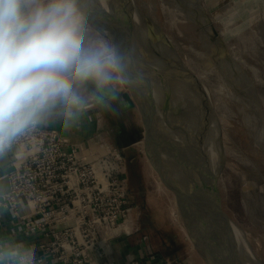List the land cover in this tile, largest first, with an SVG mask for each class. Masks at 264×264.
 Here are the masks:
<instances>
[{"label": "rangeland", "instance_id": "1", "mask_svg": "<svg viewBox=\"0 0 264 264\" xmlns=\"http://www.w3.org/2000/svg\"><path fill=\"white\" fill-rule=\"evenodd\" d=\"M120 4L125 6L121 14L104 1V12H96L116 34L122 28L128 34L129 25L133 26L141 72L148 78L154 76L169 92L171 107H166L165 116L160 113L167 99L162 88L156 86L154 96L146 91L153 137L156 139L157 133V139L165 142L169 138L163 141L161 136L173 135V141L164 143L172 156L176 151L170 144H180L179 135L187 140L198 136L205 159L212 144L211 170H218L221 210L240 230L247 246L246 251L241 250L243 256L251 264H264V0H124ZM122 13L129 22L116 29ZM81 18L86 45L97 41L113 46L82 14ZM129 62L127 59L131 66ZM130 74L134 76L132 70ZM115 75L111 86L115 97L97 90L92 83L83 86L80 93L87 101L82 111L92 115L90 120L97 126L96 136L113 147H124L127 177L132 164L134 180H129L128 186L134 206L131 244L160 254L168 264H208L201 253L202 248L207 249L204 235H195L192 226V236L187 232L182 220L187 217L178 206V198L152 166L141 144L142 112L124 78ZM197 144L196 153L201 155ZM157 145V153L163 158L165 153ZM192 149L191 156L195 154ZM172 156L163 159L161 169L168 167L170 160L176 163ZM170 169L178 171L176 167ZM185 178L177 182L185 186ZM210 188L209 197L213 195ZM181 191L189 200L196 195L186 187Z\"/></svg>", "mask_w": 264, "mask_h": 264}, {"label": "built area", "instance_id": "2", "mask_svg": "<svg viewBox=\"0 0 264 264\" xmlns=\"http://www.w3.org/2000/svg\"><path fill=\"white\" fill-rule=\"evenodd\" d=\"M12 171L0 207L14 214L22 207L24 230L43 238L39 261L58 264H168L149 250L115 260L112 244L131 236L134 206L123 150L102 141L76 142L50 127L35 126L8 151ZM127 228V229H126Z\"/></svg>", "mask_w": 264, "mask_h": 264}, {"label": "clouds", "instance_id": "3", "mask_svg": "<svg viewBox=\"0 0 264 264\" xmlns=\"http://www.w3.org/2000/svg\"><path fill=\"white\" fill-rule=\"evenodd\" d=\"M83 32L77 0H0V153L57 106L67 120L84 110L86 84L113 97L116 73L130 84L119 49ZM0 264L42 262L31 244L0 240Z\"/></svg>", "mask_w": 264, "mask_h": 264}, {"label": "bare ground", "instance_id": "4", "mask_svg": "<svg viewBox=\"0 0 264 264\" xmlns=\"http://www.w3.org/2000/svg\"><path fill=\"white\" fill-rule=\"evenodd\" d=\"M103 1L104 2H107L108 4H110V5H112V7L114 8V9H116L117 11L116 12H118L119 14H121V12H123V11H121L122 9H125V6L123 7V5L122 4H120V3H122L124 0H118V2H117V0H85V3H86V7H87V10H88V13L91 15V17H92V19L96 22V23H98L99 24V26L100 27H102L104 30H106V31H108L109 33H111L113 36H115L116 38H120V39H123V38H125V35L127 34L126 33V31L125 30H123V28H122V24L123 23H128L129 22V20L128 19H126L125 20V18H123V13H122V17L119 19V22H118V24L116 25V29H117V26L118 25H120V27L119 28H122V31H121V33L119 32V34H118V32H117V34L114 32V29L110 26V25H106L105 24V22L103 21V19L100 17V15L98 14V11L96 12V10H101L102 12H104L103 10H105V7H104V5H103ZM126 4H128L127 3V1H126ZM101 7H103L104 9H102ZM108 11V10H107ZM118 15H116V17H117ZM107 19V18H106ZM109 24H111V22L109 23ZM112 25V24H111ZM124 27V26H123ZM112 29V30H111ZM126 29V28H125ZM121 30V29H120ZM127 30V29H126ZM123 32L124 33H126V34H124L123 35ZM121 54H122V52H120ZM123 55V54H122ZM138 55V54H137ZM137 57V56H136ZM140 58H141V55H140ZM124 59H125V65L127 66L126 67V73H127V77H128V79H129V81H130V84H128V86H129V88H130V90H131V92H132V94H133V96H134V98H135V100H136V103L138 104V106H139V109L141 110V112H142V115H143V121H144V123H145V125H146V127L148 128V130H149V132H151V135L153 136L154 135V133H153V131H155L154 130V128H152L150 125H151V122L149 121L148 122V119H149V117L147 118V116H148V111H147V107H149V104H148V100H149V97L148 96H146V90L143 88V86L141 85V82H140V80H139V78L137 77V75L135 74V72H133V70H132V74L134 75L133 77H134V79H133V77H131L130 75V72H131V66L130 65H128L127 63H126V61H127V57L126 56H124ZM143 62V61H142ZM130 63V62H129ZM144 63V62H143ZM145 64V63H144ZM144 69H145V67H143ZM211 78H213V77H211ZM178 84V83H177ZM179 85V84H178ZM176 86V85H175ZM180 86V85H179ZM182 86V85H181ZM178 91H179V89H178ZM180 92H182L181 90H180ZM241 94V93H240ZM181 95H182V93H181ZM152 96H154V95H152ZM156 98V97H155ZM253 100V99H252ZM155 101V100H154ZM157 101V103H158V100H156ZM154 103V102H153ZM161 103L159 102V105H160ZM155 105V104H154ZM162 105V104H161ZM161 105H160V107H161ZM163 107H164V105H162ZM175 107V106H174ZM251 108V107H250ZM150 110V109H149ZM162 111V113H165V116H166V113L168 114V110L166 109V107L165 108H163V110H160V112ZM159 112V111H158ZM161 113V114H162ZM163 116V115H162ZM164 117V116H163ZM168 117V116H167ZM178 118V117H177ZM165 120H167V122H169V120H168V118H166ZM178 121V120H177ZM166 122V123H167ZM150 125H149V124ZM183 123V122H182ZM148 124V125H147ZM168 124V123H167ZM184 125V124H183ZM168 126V125H167ZM177 126V125H176ZM171 129V128H170ZM178 129V128H177ZM171 131V130H170ZM178 131V130H177ZM173 134H174V132H173V129H172V131H171ZM175 132H176V130H175ZM153 133V134H152ZM175 135V134H174ZM151 136V137H152ZM155 136H156V139H157V137H158V135H157V133H155ZM173 136V135H172ZM176 136V135H175ZM177 137H179V143L180 144H182L181 143V141H183V143L184 142H186L185 141V139H184V137L185 136H177ZM200 138V137H199ZM219 138V137H218ZM217 138V139H218ZM156 139H155V137H153L152 138V140H153V142H154V144L156 145L155 147H156V152H155V156H154V159L160 164L161 162L163 163L164 162V160L163 159H165L166 161H167V158H166V156H164L163 158H162V156H161V154L160 153H157V149H158V145L157 144H159V142L157 143V141L158 140H160V139H157V141H156ZM218 141V140H217ZM200 142V141H199ZM210 142V141H209ZM201 143V142H200ZM144 144H145V142H144ZM164 143H162L161 142V140H160V145H161V147H162V149H161V147L159 146V148H160V152L162 151L163 152V150H166V151H168L169 152V157L168 158H170L172 155H170V150H169V147L167 148H165L164 149V145H163ZM183 145V144H182ZM181 145V147L182 148H184V147H186V146H182ZM199 145H202V144H199ZM210 145V144H209ZM204 146V145H203ZM146 147V145L144 146V148ZM205 147H207V146H205ZM212 147V146H211ZM214 147V146H213ZM193 148V147H192ZM191 148V149H192ZM179 150H180V148H178ZM204 149L205 148H203V151H204ZM207 149V148H206ZM209 149V148H208ZM212 149V148H211ZM186 150V149H185ZM193 150V149H192ZM146 151V150H145ZM177 151V150H176ZM181 151V150H180ZM203 151H201V155H199L198 153H196L197 152V150H194V155H192V156H194L193 158H192V156H190L191 158H189L188 156V159H191V160H193V161H196V158L198 157V158H200V160H198V161H200V162H202L203 163V171H204V173L202 174V173H200V172H198V171H196L195 169H193V167L191 166V165H193V164H195L194 162H192V161H190V162H188V160L186 161V162H188V164H190L191 163V171L189 170L188 172L189 173H191V175H192V180L191 179H189V178H187V174H185L181 169H179L180 167H179V165H177L176 164V166H178L177 167V170H178V173L177 172H175V171H173V170H168V171H166L165 169H163L164 170V172H165V174L167 173V172H169V175L168 176H166V178H167V180L170 182V184L173 186L172 187V189L173 190H177V191H181V190H183L184 188H185V186H182L181 185V183H178L177 181H180L181 179H182V181L184 180V178H185V183H187L188 185L186 186V189H190V191H193L195 194V196L193 197V199H188L185 195H184V193L183 192H185V191H181L182 192V195L186 198V200L188 199V201L190 202L189 204L187 203V204H185V203H183L182 202V200L181 201H178V206H180L179 208H180V210L182 211V212H184L185 214H186V217H187V221L189 222V224H190V226H192L193 228H194V232H195V235L197 234H201L202 233V235H204V240L206 241V244H205V246L206 247H208L209 245H210V243H212V238L213 237H215V233H212L213 231H212V229H214V226H216L217 227V222H216V220H215V218H213L212 220L211 219H209L207 216L206 217H204V215H203V209H204V207H205V205L206 204H208L209 202H210V200H212V198H213V195H214V189H213V195L211 196V197H209L208 195H207V193H209L210 195L212 194V190H211V188H210V190H209V187L211 186V187H213L212 186V184H211V180H212V177H211V172L209 171L210 169H211V157L209 156L208 157V159H207V165H206V162H205V158H203V155H202V153H204ZM161 152V153H162ZM185 152H187V151H185ZM184 152V153H185ZM190 152V151H189ZM177 153H178V151H177ZM176 153V154H177ZM184 153H178L177 155H179V156H181V159L183 158H185V154ZM190 154H192V153H190ZM177 155H174V157H175V159L177 158L178 159V161L180 160V158H179V156H177ZM187 155V154H186ZM205 157H206V154H205ZM183 161V160H182ZM181 161V162H182ZM171 162H173V161H171ZM161 163V164H162ZM174 163V162H173ZM166 164H167V162H166ZM169 164H170V162H169ZM181 164V168H183L184 169V163L182 162V163H180ZM168 165V164H167ZM171 165V164H170ZM171 166H173V165H171ZM170 166V167H171ZM189 166V167H190ZM207 166V167H206ZM164 167H165V165H164ZM206 167V168H205ZM193 169V170H192ZM181 172H180V171ZM206 170H207V173H208V175L206 174ZM175 173V175H177L176 176V178H174L172 175H171V173ZM181 173H182V175H181ZM168 174V173H167ZM170 175H171V178H170ZM185 176V177H184ZM206 176V177H205ZM196 181H198V184H197V182ZM209 183V184H208ZM208 185H209V187H208ZM193 189V190H192ZM196 191V192H195ZM197 191H199V193L197 194ZM187 193V192H186ZM188 195V194H187ZM198 195H200L201 197H200V199H199V196ZM193 196V195H192ZM190 198H192V197H190ZM211 198V199H210ZM193 203H195V204H193ZM184 208H186L185 210H184ZM188 210V211H187ZM189 214V215H188ZM195 216L196 218H197V222H198V227L200 228V231L198 230V229H196V225H197V223L195 222V220H193V219H191L189 216ZM184 216V215H183ZM204 218H205V220H204ZM208 222V224H210V226H209V232H210V238L209 239H207L206 237H205V231H204V228H203V226H204V222ZM230 226V228H231V232H232V234H233V236L236 238V240H237V244H238V246H239V251H240V253H241V250H247V246L245 247V244H244V242L245 241H243V238H242V236H241V233H240V230L231 222V221H226V225L224 226H222V228H223V233H224V239H226L227 240V243H229V237H228V233L229 232H227V230H226V228L227 227H229ZM226 227V228H225ZM127 229V228H126ZM194 235V234H193ZM197 238V237H196ZM198 239V238H197ZM209 244V245H208ZM202 247H204V246H202ZM206 251L207 252H209L208 251V248L207 249H204V248H202L201 249V253H202V256L205 258V260H206V262L208 263V264H212V260H210V254H208V253H206ZM242 254V253H241ZM245 254H247V253H245Z\"/></svg>", "mask_w": 264, "mask_h": 264}, {"label": "water", "instance_id": "5", "mask_svg": "<svg viewBox=\"0 0 264 264\" xmlns=\"http://www.w3.org/2000/svg\"><path fill=\"white\" fill-rule=\"evenodd\" d=\"M78 8L80 10V13L84 16L87 23L91 26L92 29H94L99 35H101L103 38L108 40L115 48H118L120 52H122L123 56H126L128 60L131 62V70L135 72L137 77L139 78L141 85L143 88L151 93L152 95L155 93V87L160 86L162 90L165 92L164 96L167 98L165 100V107L169 108L170 106V97L168 89L157 81V79L154 76H150L148 78L143 72L140 70V66H138L136 61L137 56V45H136V39H135V33L133 30V26L129 25V32L125 36V38L120 39L113 36L108 31L104 30L102 27L99 26L98 23H96L91 15L88 13L85 0H77ZM147 70L152 71V69L148 68ZM155 71V70H154ZM153 72V71H152ZM143 116V115H142ZM143 127H144V137L143 141L145 142V150L146 155L151 162L152 166L157 170L161 178L163 179V182L170 188L171 191H173L178 198V201H181L185 204H189V201L186 200V198L182 195L181 191L173 190L172 185L167 180L165 176V172L163 169H161V166L159 163L154 159L156 147L155 144L151 138V132H149L148 128L146 127L144 121H143ZM191 158V157H190ZM188 159V158H186ZM193 161V160H191ZM196 165H191L193 168H195L196 171L200 173H204L203 171V163H199L200 161H196ZM211 172V184L212 188L214 189V195L212 200L208 204L205 205L203 211L204 217H208L209 219L215 218L217 222V227L214 226V229H212V233H215V237L212 238V243L207 247L210 253V260H212V264H251L249 262V259L247 257H244L243 254L239 251V246L237 244L236 238L233 236L231 232V228L225 227L227 232H229V243H227V240L224 239V233L222 226L226 225V221L228 222V218L225 216V214L221 210V200L219 196V191L217 189V176H218V170H209ZM180 207V206H179ZM181 213V212H180ZM183 216V215H182ZM184 226L187 230V232L192 236L193 228L190 226L189 222L186 220V218L182 217ZM205 220V218H204ZM209 226L208 222H204V231H205V237L207 239L210 238V232H209ZM192 231H191V229ZM203 243L206 244L205 240L203 239ZM199 249V248H198Z\"/></svg>", "mask_w": 264, "mask_h": 264}, {"label": "crops", "instance_id": "6", "mask_svg": "<svg viewBox=\"0 0 264 264\" xmlns=\"http://www.w3.org/2000/svg\"><path fill=\"white\" fill-rule=\"evenodd\" d=\"M60 111H62L61 106H57V108L53 110V114L49 116L45 122L38 125L55 129L61 135L69 137L76 142L88 140L102 141L100 136H96L97 126L93 125L90 120L92 115H88L86 110L84 112L76 111L70 120H67L63 116L59 115L58 113ZM87 126L90 128L88 129ZM109 133H111L110 130ZM115 147L120 149L122 148L119 146ZM13 152L14 151L12 150L8 151L0 158V196L8 189L7 176L13 169ZM30 214V210L25 207L19 209L16 214L9 209L0 207V240L7 242H26L32 246H37L41 241H43L41 236L30 235L24 230L23 223L20 218ZM129 237L130 236L121 237L113 242L112 251L115 260L121 261L128 258H134L139 256L142 252L148 251L142 245H132ZM35 250L36 254L39 255L40 252L37 247H35ZM42 264L58 263L52 262L50 258L45 257Z\"/></svg>", "mask_w": 264, "mask_h": 264}, {"label": "flooded vegetation", "instance_id": "7", "mask_svg": "<svg viewBox=\"0 0 264 264\" xmlns=\"http://www.w3.org/2000/svg\"><path fill=\"white\" fill-rule=\"evenodd\" d=\"M160 113H162V112H160ZM149 114V113H148ZM151 118L153 117V116H151V114L149 115ZM149 121V120H148ZM150 122H151V120H150ZM149 124V123H148ZM147 124V125H148ZM111 133H113V131H111ZM167 133H164V135H166ZM169 134V133H168ZM162 137V139H163V141H165V139H167V137L169 138L168 140H172L171 138H172V136H161ZM151 138H153V136L151 137ZM167 140V141H168ZM185 140L187 141V142H184L183 143V141H181V143L183 144H178V145H176V143H171L170 145L171 146H173V149H175V151L177 150L178 151V153H184L185 151H187V152H185L184 154H185V158L183 159H181V156H179V155H177L178 153H177V151H176V155L177 156H179V158H180V160L178 161V159L176 158V163L175 164H177V165H179V167L178 166H174V164H173V162H171V160H170V163H172L171 165H173V166H171L170 164H169V162L167 163L168 165V167H165L164 169L166 170V171H168L169 170V167L171 166L172 167V169H173V167H176V169H177V167L179 168V169H181L185 174H187V178H189V179H191L192 180V175H191V173H189L188 171L190 170L191 171V163L190 164H188V162H186L187 160H186V158H190V156H191V154H190V150L189 149H191L192 147H193V150H194V146H196V144L198 145V147H199V149L200 150H202L203 151V149H202V147H200L199 146V139H198V136H196L195 138H193V139H191V138H188V140L185 138ZM167 141H165V142H162V143H165L166 144V142ZM173 141V140H172ZM190 141V142H189ZM158 142H159V146H160V141L158 140ZM212 143V142H211ZM141 144L143 145V146H145L144 145V143H143V141L141 142ZM164 145V144H163ZM181 145L184 147V146H186V147H184V148H182L181 147ZM212 145V144H211ZM211 145H210V148L207 150V152H208V154H207V156H206V161H207V159H208V157L210 156L211 157V155H212V150H211ZM165 146V145H164ZM166 147V146H165ZM178 148H180V150L178 149ZM122 150L124 149V147H122L121 148ZM165 149V148H164ZM169 149H170V147H169ZM186 149V150H185ZM195 150H196V148H195ZM198 152V151H197ZM163 153H165V155L164 156H166V158L167 157H169L168 156V154H169V152L168 151H166V150H163ZM171 154V153H170ZM187 154V155H186ZM189 155V156H188ZM188 156V157H187ZM172 157H174V155L172 156ZM168 159V158H167ZM174 159H175V157H174ZM183 160V161H182ZM198 160H200V158H196V161H198ZM184 163V169L183 168H181V164L180 163H182V162ZM196 161H192V162H194L195 164H193V165H196L197 164V162ZM190 166V167H189ZM170 167V168H171ZM167 168V169H166ZM193 169H195V168H193ZM192 169V170H193ZM177 173H178V171H176ZM181 172V171H180ZM171 175L175 178L177 175H175V173L173 172V173H171ZM181 175H182V173H181ZM183 176V175H182ZM129 180H130V175H129V177H128V183L130 184V182H131V180H130V182H129ZM180 182L182 183L183 181H182V179L180 180ZM198 182V181H197ZM188 184L186 183V185H185V187L187 186ZM190 190V189H189ZM184 193V192H183ZM190 203V202H189ZM185 210V209H184ZM189 215V214H188ZM191 219H193V220H195V222L197 223V225H196V229H198L199 231H200V228L198 227L199 225H198V222H197V218L195 217V216H189Z\"/></svg>", "mask_w": 264, "mask_h": 264}, {"label": "trees", "instance_id": "8", "mask_svg": "<svg viewBox=\"0 0 264 264\" xmlns=\"http://www.w3.org/2000/svg\"><path fill=\"white\" fill-rule=\"evenodd\" d=\"M128 169H129V173H130V180H131V183L133 182L134 180V172H133V169H132V164H129L128 166Z\"/></svg>", "mask_w": 264, "mask_h": 264}]
</instances>
